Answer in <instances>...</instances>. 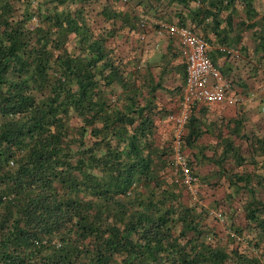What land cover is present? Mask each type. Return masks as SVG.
Masks as SVG:
<instances>
[{
    "label": "trees",
    "instance_id": "1",
    "mask_svg": "<svg viewBox=\"0 0 264 264\" xmlns=\"http://www.w3.org/2000/svg\"><path fill=\"white\" fill-rule=\"evenodd\" d=\"M121 2L0 0V264H264L262 101L212 125L210 107L191 109L186 146L204 159L212 148L198 141L211 135L218 149L214 183L189 162L195 202L159 124L179 114L158 97L177 55L124 48L154 17L238 48L257 84L264 11L257 0ZM219 179L228 219L237 206L247 223L230 221L226 240L199 190Z\"/></svg>",
    "mask_w": 264,
    "mask_h": 264
},
{
    "label": "built area",
    "instance_id": "2",
    "mask_svg": "<svg viewBox=\"0 0 264 264\" xmlns=\"http://www.w3.org/2000/svg\"><path fill=\"white\" fill-rule=\"evenodd\" d=\"M127 2V0H124ZM155 27L156 32L175 43L178 53L184 58L186 64V82L183 95L180 99V113L169 115L168 122L174 124V163L177 181H180L187 190L194 196V201L198 202V193L195 187L197 181L192 169L183 153V133L187 120L191 114V109L197 105H229L238 106L244 103V96L233 91L231 80L225 77L214 65L210 51L217 49L233 59L241 57V51L235 47L213 46L198 36L190 28H182L176 24L164 22L156 18L142 17L141 27L148 31ZM259 95L263 96L261 113L264 116V86L260 88ZM213 214L221 220L222 214ZM237 241L243 242L241 237ZM264 263V257H263Z\"/></svg>",
    "mask_w": 264,
    "mask_h": 264
},
{
    "label": "rangeland",
    "instance_id": "3",
    "mask_svg": "<svg viewBox=\"0 0 264 264\" xmlns=\"http://www.w3.org/2000/svg\"><path fill=\"white\" fill-rule=\"evenodd\" d=\"M119 4L123 9H125L124 8V5H125L124 0H122V2ZM256 6L260 11H264V0H257ZM140 28H141V30L138 33L131 34L129 37L130 44L133 47V49H130L126 46L124 48L128 49L130 51L132 50L133 56L135 55V53L137 55L141 54V58H144V56L142 55V52L145 54L146 53L155 54L154 55L155 57L157 55L162 56L165 50L163 47H160V44L158 42L159 37L156 34V32L153 31V28L149 29L148 31L144 30L141 26H140ZM159 56H157V57H159ZM263 86H264V79L262 81H259L256 84V87L253 88V91L251 90L250 93L245 94V95L243 94L244 103L241 106H236L237 110L240 111L242 108H246V113H247L251 106H254L257 103L261 102L263 99V96L259 95L258 93H259L260 88H262ZM160 97L162 98L161 101H163L164 98L161 95H160ZM179 98L180 97L178 94L177 95L174 94L172 96L167 97L166 106L168 108H170L168 110H176L178 112L180 111ZM260 107H261V105H260ZM242 111H243V114H245L244 110H242ZM245 116H246V114H245ZM254 123H256V121H254ZM159 124H160L161 129L165 133V138L168 139L170 141V143H172V145H173L174 125L172 123H169L168 120H166V117H164L163 120ZM214 142L209 144L210 147H207V148H212V150L206 151L205 155L203 156L204 159H201V161H202L201 169L202 170H198V169H196V165L194 166V172L198 173L201 176L203 175V177L212 175L214 178H216V176L218 174L217 173L218 169L214 165H212V163H211L212 158H215V160L218 161V153H217V155H214V153H213V152L218 151L217 147H215V145H214L215 144ZM239 143L241 144V142H239ZM243 151L244 152L247 151L246 147H244ZM199 156H201V155H199ZM208 160H211V162ZM216 180H218V176H217V179L212 180V183L216 182ZM218 182L222 185H220V187L217 189L212 188L211 185L207 186L206 184H204V183L202 184V182H200L201 184L199 186V190L201 191V194L203 197V202H202L203 205L206 208H209L210 214L212 213V216L214 218V220L212 221L213 226H215L216 230L219 233H221L222 237H224L226 240L227 232H228L227 228H228V224L230 223V221L231 222L235 221V223L237 225H240L243 227L246 226L247 223H246L244 216H243V214H244L243 210H241L239 207L237 209V206H234L233 211L235 213H234L233 218L228 219V214H230L231 208H230V206H228L227 202L225 201V196H226L225 193H227V183H225L224 180H220V179ZM203 185H205L204 188H203ZM203 190H205V191H203ZM217 203H218V206H216ZM191 205H193V203H191ZM213 212H215V213L222 212L224 217L221 220H218V219H216L217 217L213 214ZM234 217H235V219H234Z\"/></svg>",
    "mask_w": 264,
    "mask_h": 264
},
{
    "label": "crops",
    "instance_id": "4",
    "mask_svg": "<svg viewBox=\"0 0 264 264\" xmlns=\"http://www.w3.org/2000/svg\"><path fill=\"white\" fill-rule=\"evenodd\" d=\"M158 42L160 44V47H163L165 50L162 56H166L170 52H174L177 55V58L173 60L172 63L173 65L168 69L169 71L168 75L163 78L162 86L165 88V90L158 93V97L160 99L161 105L163 107H166V109H170L166 106L167 97L172 96L174 94L182 95L186 82V65L183 59L181 58V56L178 54L175 43L173 41L167 39V37H161V38L159 37ZM246 50H248L249 53H252L254 51V43L251 42L250 47L244 49V51ZM210 57L214 61L213 63H215L214 65L218 69L227 72V75L224 74V76L231 80L233 84L234 92H237L238 94L241 95L243 93V87L241 88L242 85H245L246 88L248 86L247 89L248 92H251V90L253 91V88L256 87V79L251 77L254 73L251 72L248 73L247 68L246 69L244 68L245 56L243 52L239 59L232 60V59H227L226 54L224 55L221 52L212 50V52H210ZM160 95L164 98L163 101H161L162 98L160 97ZM198 106H199L198 109H200L202 106H208V105L202 104ZM208 107H210L208 111L205 114H201V117L204 120L208 121L207 123L208 125L210 124L212 125L216 120L221 121L223 119H234L239 114V111L237 110L236 106L215 105ZM214 141L215 140L214 138L211 137V135H204L199 139L198 145L201 148H207L209 144ZM182 150L188 160V163L190 162V160L194 161L195 163L193 167L196 165V169L202 170L201 169L202 158L196 153H192V150L186 146L185 142L183 144Z\"/></svg>",
    "mask_w": 264,
    "mask_h": 264
},
{
    "label": "clouds",
    "instance_id": "5",
    "mask_svg": "<svg viewBox=\"0 0 264 264\" xmlns=\"http://www.w3.org/2000/svg\"><path fill=\"white\" fill-rule=\"evenodd\" d=\"M125 2V1H124ZM154 18V17H153ZM157 19V18H156ZM158 20H161V19H158ZM161 21H164V20H161ZM164 22H167V21H164ZM152 28H153V31H155L156 32V29H155V27H153L152 26ZM156 34L158 35V37H162V36H160L157 32H156ZM214 50V49H213ZM178 51V50H177ZM210 52H212V50L210 51ZM179 55H180V53H178ZM224 54V53H223ZM181 56V55H180ZM181 58L183 59V61H184V63H185V60H184V58L181 56ZM186 65V64H185ZM220 70V69H219ZM221 71V70H220ZM223 74V73H222ZM224 75V74H223ZM179 95V102H180V99H181V97H182V95H183V93H182V95H180V94H178ZM243 95V94H242ZM243 105V104H242ZM238 106H241V105H238ZM179 113H180V111H179ZM170 115V114H169Z\"/></svg>",
    "mask_w": 264,
    "mask_h": 264
}]
</instances>
